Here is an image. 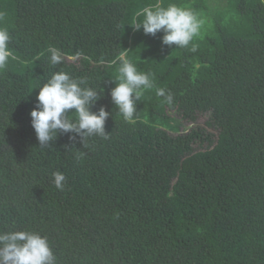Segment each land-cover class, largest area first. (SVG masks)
Segmentation results:
<instances>
[{
	"label": "trees",
	"instance_id": "trees-1",
	"mask_svg": "<svg viewBox=\"0 0 264 264\" xmlns=\"http://www.w3.org/2000/svg\"><path fill=\"white\" fill-rule=\"evenodd\" d=\"M173 3L203 22L187 48L130 26ZM0 28V231L46 236L57 264H264V0H0ZM121 56L155 85L134 122L110 96ZM56 71L104 89L109 139L39 145L30 112ZM199 115L217 134L182 130Z\"/></svg>",
	"mask_w": 264,
	"mask_h": 264
},
{
	"label": "clouds",
	"instance_id": "clouds-1",
	"mask_svg": "<svg viewBox=\"0 0 264 264\" xmlns=\"http://www.w3.org/2000/svg\"><path fill=\"white\" fill-rule=\"evenodd\" d=\"M130 26L136 30L143 29L145 34L155 36L163 32L162 43L167 46L187 48L194 37L199 34L202 20L192 10L169 4L145 7ZM10 34L7 29L0 28V70L4 69L11 57L8 48ZM50 62L53 66L63 62V55L56 48L49 49ZM192 51L196 46L192 45ZM116 77L115 87L111 88L112 103L118 108L125 121L134 122L137 112V102L144 90L155 87L149 73L137 70V67L120 57V67ZM156 95L163 97L167 104L173 103V97L163 88H156ZM103 88L88 86L85 77L74 78L64 71H56L39 88L36 106L31 110V125L35 131L40 146L50 145L58 133H70V139L76 136L83 141L92 136L109 139L105 131V123L109 112L101 106L97 111L92 106L102 97ZM74 112L75 117L69 118ZM54 184L62 190L66 177L62 172L53 173ZM0 264H57V258L46 236L34 231L14 230L0 231Z\"/></svg>",
	"mask_w": 264,
	"mask_h": 264
},
{
	"label": "rangeland",
	"instance_id": "rangeland-1",
	"mask_svg": "<svg viewBox=\"0 0 264 264\" xmlns=\"http://www.w3.org/2000/svg\"><path fill=\"white\" fill-rule=\"evenodd\" d=\"M206 120H207V115H199L197 117V119L195 120V122L183 120L182 121V130H189L191 127H193L195 125L207 127L206 126ZM207 128H208L209 131L214 132V133L217 134L216 130H214V129L210 128V127H207Z\"/></svg>",
	"mask_w": 264,
	"mask_h": 264
}]
</instances>
